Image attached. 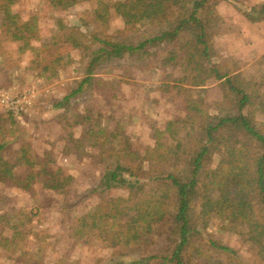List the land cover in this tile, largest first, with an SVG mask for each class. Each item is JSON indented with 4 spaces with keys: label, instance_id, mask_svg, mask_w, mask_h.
Wrapping results in <instances>:
<instances>
[{
    "label": "trees",
    "instance_id": "trees-1",
    "mask_svg": "<svg viewBox=\"0 0 264 264\" xmlns=\"http://www.w3.org/2000/svg\"><path fill=\"white\" fill-rule=\"evenodd\" d=\"M49 1L57 10L90 2L95 16L113 11L126 28L152 26L145 36L97 39L100 45L94 48L81 43V31L62 25L64 45L83 48L88 62L85 76L53 104L55 109L68 108L73 97L95 88L104 63L126 56L150 60L161 54L166 62L187 70L190 85L203 86L216 79L221 90L220 99L213 104L216 112L206 117V125L199 121L198 108H193V115L188 106L186 115L167 121L163 129L155 127V142L142 151L132 147L125 133L109 127L102 113L68 117L70 126L82 127V140L97 150L89 156L105 168L98 186L102 199L78 218L77 234L118 244L106 264H187L188 251L205 252L208 229L216 218L221 221V232L242 234L247 226L248 239L264 258V121L257 118L258 113L264 114V85L247 78L236 65L231 68L217 60L214 40L222 18L215 0ZM16 2L0 0V49L7 40L23 42L22 51L31 47L35 23L23 21L13 10ZM233 2L251 22H264V1L251 6ZM63 59L56 57L44 71L59 67ZM14 125L12 115L0 116V183L23 190L41 183L63 193L69 175L37 160L27 143H21L14 156L8 155L19 142ZM216 154L220 159L213 166ZM145 163L154 171L142 175ZM22 167L30 169L24 176L19 172ZM118 188L128 190V195L103 196ZM196 201L202 203L199 214L193 211ZM6 218L0 215V222ZM165 220V243L159 245L155 233ZM22 225H9L10 237L0 231V245H17ZM212 244L221 251L229 250L227 245Z\"/></svg>",
    "mask_w": 264,
    "mask_h": 264
},
{
    "label": "rangeland",
    "instance_id": "rangeland-1",
    "mask_svg": "<svg viewBox=\"0 0 264 264\" xmlns=\"http://www.w3.org/2000/svg\"><path fill=\"white\" fill-rule=\"evenodd\" d=\"M237 1L251 6L264 0ZM215 4L222 18L214 40L217 60L231 68L236 65L247 78L263 87L264 22L248 20L233 0H215ZM93 8L92 3L84 2L57 10L49 0H17L13 6L23 21L35 23L36 32L31 34V47L24 51L19 48L23 42L12 40L5 41L0 49V116L12 115L19 140L8 155L14 156L25 142L37 160L46 162L52 170L62 168L70 179L63 193L41 183L29 190L0 183V215L7 217L0 222V231L10 237L13 232L9 225L23 224L17 245H0V264H106L116 252L118 244L111 239L77 234L78 218L102 199L98 186L105 168L89 156L97 150L82 140V127L70 126L68 117L74 113H102L109 127L125 133L132 147L142 151L155 142V127L163 129L167 121L186 115L188 106L193 115V108H198L201 125L216 112L213 104L221 96L219 82L210 79L203 86L190 85L187 70L166 62L161 54L150 60L126 56L104 63L97 72L95 88L73 97L68 108L55 109L53 104L85 76L88 62L83 48L64 45L60 39L62 25L67 30L81 31V43L94 48L100 45L97 39L124 34L140 37L152 29L146 24L126 28L115 12L98 17L92 13ZM61 56L64 59L59 67L44 71L45 65ZM6 100L17 107H11ZM257 118L262 123L264 114L258 113ZM219 159L216 154L213 166ZM143 166L142 175L154 171L147 163ZM26 171L30 169L19 170L22 176ZM127 195L124 188L103 194ZM201 205L196 201L193 211L199 214ZM256 210L262 213L260 206ZM167 221L160 223L155 233L159 245L165 243ZM221 225L219 219H213L205 252L188 251L187 264H264V258L248 239L247 226H243L241 234L221 232ZM210 241L227 245L229 250L216 249Z\"/></svg>",
    "mask_w": 264,
    "mask_h": 264
},
{
    "label": "built area",
    "instance_id": "built-area-1",
    "mask_svg": "<svg viewBox=\"0 0 264 264\" xmlns=\"http://www.w3.org/2000/svg\"><path fill=\"white\" fill-rule=\"evenodd\" d=\"M6 101H7L8 104H10V101H8V100H6ZM10 105H11V107H13V108H14V107H17V106L14 105V103H11Z\"/></svg>",
    "mask_w": 264,
    "mask_h": 264
}]
</instances>
